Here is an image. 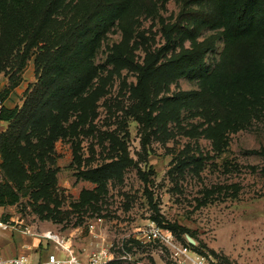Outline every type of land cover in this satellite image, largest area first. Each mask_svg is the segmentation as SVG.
I'll return each instance as SVG.
<instances>
[{
    "label": "rangeland",
    "instance_id": "rangeland-1",
    "mask_svg": "<svg viewBox=\"0 0 264 264\" xmlns=\"http://www.w3.org/2000/svg\"><path fill=\"white\" fill-rule=\"evenodd\" d=\"M90 1L68 0L64 11L82 9ZM218 5V0H128L124 18L106 35L93 59L97 78L81 101H74L86 112L87 121L78 124L71 117L69 123L74 121L76 129L54 143L53 164L47 168L54 172L59 204L46 208L42 201H33L26 181L18 193L20 201L0 207V217L21 221L38 234L71 239L83 263L103 249L108 252L104 264H192L159 242L145 241L143 234L150 227L169 224L193 237L196 245L190 248V257L204 255L210 264H264V101L256 106L257 116L235 131L227 120L226 97L176 102L200 92L197 82L183 77L156 88V80L150 86L155 101L152 134L147 148L142 146L149 129L144 112L136 108L139 69L164 46L162 29L175 24L184 11L189 16L160 61L211 38L215 48L206 54L205 63L210 72L216 71L226 42L217 30H198L193 13L213 14ZM65 12L56 16V28ZM23 16L33 17L0 0V30ZM116 47L128 59L118 67L106 63ZM34 61L32 54L21 75V92L12 100L19 109L37 81ZM3 83L6 88L8 76L0 72V88ZM114 140L149 175L159 214L149 205L134 166L127 164L104 182L87 178L88 171L118 160ZM4 166L0 156V185L8 182L16 191ZM86 192L91 194L81 198ZM169 229L176 245L186 246L189 235ZM47 247L58 253L53 245Z\"/></svg>",
    "mask_w": 264,
    "mask_h": 264
},
{
    "label": "trees",
    "instance_id": "trees-1",
    "mask_svg": "<svg viewBox=\"0 0 264 264\" xmlns=\"http://www.w3.org/2000/svg\"><path fill=\"white\" fill-rule=\"evenodd\" d=\"M67 1L7 0L12 9L29 11L33 17L23 16L21 21L13 22L15 27L2 25L1 29L6 31L0 30V72L9 80L8 86L0 91V121L7 123L8 130L0 133V156L9 180L18 186L15 191L8 182L0 185V207L17 204L21 198L19 190L26 181L33 201H42L46 208L59 204L54 172L47 168V164H53L54 143L76 129L74 121L69 123L71 117L75 116L78 124L87 121L83 119L86 112L78 109L80 105L76 108L74 101H81L91 89L98 75L93 59L106 35L124 18L128 8V0H91L82 9L73 7L65 12ZM218 3V12L193 13L198 30H217L226 42L216 71L210 72L205 63L206 54L215 48L211 38L167 61H160V54L169 51L172 37L181 31L183 21L189 16L184 11L175 24L162 29L164 46L139 69L136 108L144 112L145 125L149 129L142 140L144 150L152 134L150 112L155 101L151 100L150 86L156 80V88L183 77L197 82L200 92L190 93L176 102L217 94L226 97L225 109L230 110L227 120L235 131L241 123L257 116L256 106L264 101V0H218ZM62 11L65 16L60 21L61 26L56 28L53 23L58 21L56 16ZM34 50L36 53H32ZM32 54H35L37 81L20 109H8L3 104L21 84V75ZM126 62L128 59L118 52V47L106 59V63L114 67ZM235 64L238 67H234ZM212 121L216 122L214 117ZM112 143L117 156L120 152L118 160L88 171L87 178L104 182L118 176L127 164L134 166L149 205L159 214L149 175L129 159L123 144L115 140ZM89 194L91 192L83 193L81 198ZM167 226L161 224L160 228L170 231V227H175L193 239L186 229ZM185 245L192 248L188 242Z\"/></svg>",
    "mask_w": 264,
    "mask_h": 264
},
{
    "label": "built area",
    "instance_id": "built-area-1",
    "mask_svg": "<svg viewBox=\"0 0 264 264\" xmlns=\"http://www.w3.org/2000/svg\"><path fill=\"white\" fill-rule=\"evenodd\" d=\"M90 230L94 229V225L89 226ZM17 232L25 236L37 238L53 245L54 249L60 253H48L44 260H40L35 264H104L108 259V252L100 249L92 253L86 263H83L76 250L73 248L71 239L64 237L52 236L50 234H38L33 228L27 227L23 222L15 220H4L0 217V232ZM145 241L149 243L159 242L161 245L168 247L175 256H182L185 260L192 264H210L204 255L189 256L190 248L188 246H177L173 240L172 233L167 229L158 226L150 227L144 234ZM0 264H32L29 258L24 255L15 256L8 259L0 257Z\"/></svg>",
    "mask_w": 264,
    "mask_h": 264
},
{
    "label": "crops",
    "instance_id": "crops-1",
    "mask_svg": "<svg viewBox=\"0 0 264 264\" xmlns=\"http://www.w3.org/2000/svg\"><path fill=\"white\" fill-rule=\"evenodd\" d=\"M0 88L5 87L4 83ZM21 90V84L10 94L8 99L4 102V106L8 109H12L15 103L12 101L17 98ZM23 90V89H22ZM7 129V123L0 121V133ZM42 248V250H39ZM50 249L47 247V243L37 238L28 237L17 232H0V257L3 259L12 258L15 256L24 255L29 258L32 264L38 263L40 260H44Z\"/></svg>",
    "mask_w": 264,
    "mask_h": 264
},
{
    "label": "water",
    "instance_id": "water-1",
    "mask_svg": "<svg viewBox=\"0 0 264 264\" xmlns=\"http://www.w3.org/2000/svg\"><path fill=\"white\" fill-rule=\"evenodd\" d=\"M186 240L191 246H195L196 245L195 241L191 237L186 236Z\"/></svg>",
    "mask_w": 264,
    "mask_h": 264
}]
</instances>
